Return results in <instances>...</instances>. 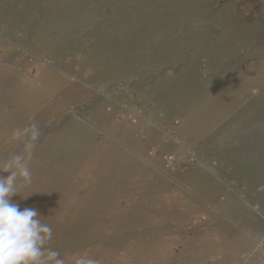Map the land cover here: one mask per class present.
Returning <instances> with one entry per match:
<instances>
[{
  "label": "rangeland",
  "instance_id": "374dc122",
  "mask_svg": "<svg viewBox=\"0 0 264 264\" xmlns=\"http://www.w3.org/2000/svg\"><path fill=\"white\" fill-rule=\"evenodd\" d=\"M33 123L65 264H264V0H0V161Z\"/></svg>",
  "mask_w": 264,
  "mask_h": 264
},
{
  "label": "clouds",
  "instance_id": "9594fccd",
  "mask_svg": "<svg viewBox=\"0 0 264 264\" xmlns=\"http://www.w3.org/2000/svg\"><path fill=\"white\" fill-rule=\"evenodd\" d=\"M42 132L35 123L13 132V140L22 142L19 153L10 154L0 161V264H65L58 251L48 247L52 227L43 222L38 210H21L12 197L32 184L29 162ZM22 198H26L22 196ZM74 264H100L86 255L78 256Z\"/></svg>",
  "mask_w": 264,
  "mask_h": 264
},
{
  "label": "built area",
  "instance_id": "2783aa9c",
  "mask_svg": "<svg viewBox=\"0 0 264 264\" xmlns=\"http://www.w3.org/2000/svg\"><path fill=\"white\" fill-rule=\"evenodd\" d=\"M166 161H167V163H168V164H172V163H173V161H174V157H173V156H170V155H168V156H166Z\"/></svg>",
  "mask_w": 264,
  "mask_h": 264
}]
</instances>
